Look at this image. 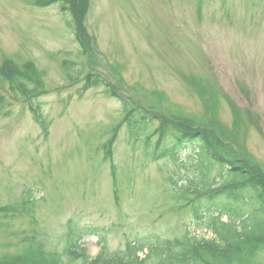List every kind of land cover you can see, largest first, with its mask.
<instances>
[{
    "label": "rangeland",
    "instance_id": "rangeland-1",
    "mask_svg": "<svg viewBox=\"0 0 264 264\" xmlns=\"http://www.w3.org/2000/svg\"><path fill=\"white\" fill-rule=\"evenodd\" d=\"M34 1L0 0V67L29 61L38 83L29 82L35 97L24 96L0 75V264L37 246L79 264L68 255V223L97 229L77 242L91 257L102 247L120 255L148 235L214 234L216 212L197 221L175 194L180 187L193 196L182 188L191 173L154 160L144 140L161 126L156 117L167 119L165 133L181 122L211 126L223 139L216 150L253 165L264 184V0H83L79 15L69 1ZM87 73L105 77L136 116L150 118L136 140L103 85L80 93ZM27 101L49 122L47 136ZM192 153L188 146L182 157ZM218 170L209 168L208 181ZM26 196L30 204H22ZM256 259L264 264V248Z\"/></svg>",
    "mask_w": 264,
    "mask_h": 264
},
{
    "label": "trees",
    "instance_id": "trees-1",
    "mask_svg": "<svg viewBox=\"0 0 264 264\" xmlns=\"http://www.w3.org/2000/svg\"><path fill=\"white\" fill-rule=\"evenodd\" d=\"M64 1H69L71 4L69 9L76 15H79V10L85 6L83 0ZM55 2L57 0H35L34 5L45 7ZM77 32L82 35L80 26L77 27ZM32 65L31 62L15 64L5 60L0 67V75L10 83L12 89L22 95L33 94L35 89L29 87V82H33L34 87L36 84L38 86V83L31 77L36 74ZM28 71H30L28 76L24 77V72ZM82 81L80 93L104 83L100 76L94 74H87ZM106 92L112 97H117L110 89ZM118 100L124 113L122 121L128 127L130 136L136 140L137 131L146 130L149 122L136 116L121 98ZM27 104L41 133L47 136L49 122L42 118L39 107L34 105L33 101H27ZM166 124L167 121L164 120L159 129L145 137V151L154 160H169L179 165L183 172L191 173L188 183L182 188L193 196L185 198V193L180 187H176V183L174 191L180 200L186 201L185 205L197 221L205 220L206 213L216 212L208 225L214 233L212 237L198 240L192 239L190 235L182 239L148 235L127 243L120 255L109 254L102 247L94 257L86 254L78 256L74 252H69L70 260L79 259V264H259L256 257L264 248V184L259 180L262 179L259 172L252 169L248 163L234 164L223 157L215 148V144L223 146L222 136L220 133H213L211 127H189L181 122L178 123L176 132L165 133ZM117 127L119 128V125L114 128L113 138L116 137ZM154 136L156 141L152 144L151 138ZM188 146L193 147V153L190 157L186 155L182 157V152ZM229 146L231 151L234 150L232 145ZM232 153L234 154L233 151ZM106 156H109V152ZM211 166H217L219 169L217 182L207 179ZM248 203L253 204L251 212L245 209ZM221 217H226L224 223ZM68 227L66 238L69 242L76 243L83 235H98L97 229L93 227L74 229L69 223ZM142 249H146L147 254L143 259H139L137 252ZM20 256H15L8 264H63L56 255L45 254L42 246L32 248L26 251L23 257ZM17 258L19 261H16Z\"/></svg>",
    "mask_w": 264,
    "mask_h": 264
}]
</instances>
